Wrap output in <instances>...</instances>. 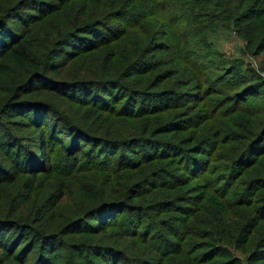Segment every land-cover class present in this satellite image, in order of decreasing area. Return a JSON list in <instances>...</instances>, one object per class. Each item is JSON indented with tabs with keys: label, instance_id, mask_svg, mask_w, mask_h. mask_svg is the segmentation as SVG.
Wrapping results in <instances>:
<instances>
[{
	"label": "trees",
	"instance_id": "16d2710c",
	"mask_svg": "<svg viewBox=\"0 0 264 264\" xmlns=\"http://www.w3.org/2000/svg\"><path fill=\"white\" fill-rule=\"evenodd\" d=\"M75 1L0 5V264H239L234 249L264 264V79L208 41L229 29L257 57L263 0H103L92 23L44 38L39 26ZM154 51L196 84L142 89ZM84 53L106 57L80 74ZM60 163L108 185L82 182L79 214L40 232L11 190ZM69 228L89 243L67 248ZM62 250L74 256L59 262Z\"/></svg>",
	"mask_w": 264,
	"mask_h": 264
},
{
	"label": "rangeland",
	"instance_id": "374dc122",
	"mask_svg": "<svg viewBox=\"0 0 264 264\" xmlns=\"http://www.w3.org/2000/svg\"><path fill=\"white\" fill-rule=\"evenodd\" d=\"M0 1V5L1 3L5 4L7 2V0ZM48 1H51L53 2V4H55V0ZM102 1L103 0H76L72 4L63 7V9L57 12L54 17H51L49 20L44 21L39 26V28H41L42 30L43 37L48 39L52 32L51 30L55 31L56 28L62 30L65 27L78 25L81 23H92L93 16L96 15L104 6L103 3L100 4ZM257 9H263V6L258 5ZM257 28H261V25L258 24ZM137 33L138 32L131 35V38H129V42L125 43V47H130L132 39L135 38ZM158 34H160L159 40L161 42L155 43L157 46H160L157 47V49L161 50L164 48V44L167 43V37L162 35L164 34L163 32L158 31ZM208 41L212 45L213 49L216 52L224 55L226 59H240L245 63L246 66L252 68L264 79V73L260 72V68L264 64V50L260 51L257 57L250 55V53L246 49L245 42L229 29H222L218 33L210 34L208 36ZM126 50L127 49H125V51ZM105 57L106 53H84L76 61V67L82 70L79 72L80 74H85L86 71H92L89 68L91 65L95 64L96 62H103ZM174 57L175 55L172 52H168L167 54H165L157 53L154 51V53H152L148 57L149 63L152 64V70L150 72L147 71L143 73L138 77V79L147 76H154L155 74L156 76L152 81L150 78L148 79L152 83L141 82V86L143 87L142 89L149 90L155 87H172L177 89H185L188 84L195 85L197 82L196 78L190 72H187L188 77H185L188 79V81L184 80L183 77L178 79V77H180V74L182 73L181 70H179L181 60L178 61L176 70H174ZM2 98L7 97L4 94H1L0 103L3 101ZM11 118L14 117L9 116L8 118L6 117L4 120L10 121L12 120ZM121 122L122 121H110L109 125L113 128L116 125L115 129L121 132L123 126H125L124 124H118ZM208 124H210V121L208 120L203 123L204 126ZM37 177L38 181L33 186L32 184H30L29 180L24 178L19 188L11 190V194H16V197L13 202V207L18 208L20 205L23 204L21 207V213L25 215L35 206L33 210L35 212L34 215L37 217L35 219V223L39 225L37 229L40 230V232L47 233L52 231L55 227H62L65 223L72 221L79 214L78 212L80 210V207L76 205V203H79V198L77 196V187L82 182H87L90 184V186L92 185L94 187L99 188H104L108 185L106 184L104 177L100 171L72 172L71 169L66 168L63 163L58 164V169H50L48 171L38 173ZM7 191L8 193H10V190ZM58 191L61 194H58ZM197 192L200 191L195 190L193 193ZM186 194H189V192ZM59 195H64V197L62 199H59ZM170 215L176 214L171 213ZM173 222L176 223V221ZM71 225L73 227V224ZM2 230L6 231L5 229ZM1 232L3 231H0V233ZM60 234L66 235L64 237L65 245L67 248L73 250H75L77 244L78 246H80L89 243V240L87 238H79L81 235H79L77 231L75 233H72L71 228L64 231L62 230V233ZM128 242L129 239L127 238L123 240L122 243L124 247ZM21 248H23V245L22 247H20V249ZM127 251L129 252L131 258L139 257L140 255V253H134L131 250ZM232 251L234 258L238 260L239 264H247L246 253H244L242 250L237 249H234ZM61 256L59 262L63 261V258L65 257H67L68 259L69 257L74 255L70 252L67 253L66 250H62ZM5 257L7 256H5L4 253L0 251V261Z\"/></svg>",
	"mask_w": 264,
	"mask_h": 264
}]
</instances>
